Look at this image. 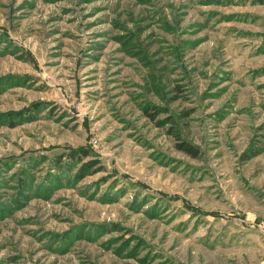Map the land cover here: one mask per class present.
Wrapping results in <instances>:
<instances>
[{"label":"rangeland","instance_id":"1","mask_svg":"<svg viewBox=\"0 0 264 264\" xmlns=\"http://www.w3.org/2000/svg\"><path fill=\"white\" fill-rule=\"evenodd\" d=\"M0 264H264V0H0Z\"/></svg>","mask_w":264,"mask_h":264},{"label":"trees","instance_id":"2","mask_svg":"<svg viewBox=\"0 0 264 264\" xmlns=\"http://www.w3.org/2000/svg\"><path fill=\"white\" fill-rule=\"evenodd\" d=\"M182 151H184L185 153H188V154H191V155H194L196 156L195 152L190 148V147H186L185 148H181Z\"/></svg>","mask_w":264,"mask_h":264}]
</instances>
